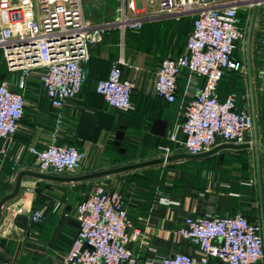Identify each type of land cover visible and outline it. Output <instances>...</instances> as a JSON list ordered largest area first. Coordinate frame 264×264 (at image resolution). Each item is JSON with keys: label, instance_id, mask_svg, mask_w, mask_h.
Instances as JSON below:
<instances>
[{"label": "crops", "instance_id": "obj_1", "mask_svg": "<svg viewBox=\"0 0 264 264\" xmlns=\"http://www.w3.org/2000/svg\"><path fill=\"white\" fill-rule=\"evenodd\" d=\"M88 1L92 11L95 4L103 6L100 11L106 10L101 0ZM138 4L141 17L152 16L144 22L145 37L139 42L116 29L91 46L89 82L75 100L60 110L65 116L61 143L74 146L85 156L80 173L60 177L160 159L165 162L75 183L25 176L20 193L5 205L0 219V264H61L78 230L75 209L99 184L120 192L134 228L141 233L143 239L130 246L136 264H160L161 257L175 253L196 255L197 248L182 242L178 235L188 216L215 218L242 213L261 226L264 244V0L242 10L244 37L237 43V57L234 54L242 69H226L218 87L220 101L234 94L237 108L253 116L254 127L244 148L220 142L201 158L174 161L167 158L187 153L170 144L168 137L183 121L185 107L195 90L186 93L188 74L183 71L177 101L169 104L155 96L154 84L161 62L185 53L192 23L190 18L159 16L157 9L145 1ZM120 58L138 68L123 67V79L134 85V109L129 112L111 109L96 92L97 82L108 77ZM34 81L37 82L35 75L29 84ZM35 89L32 98L36 102L27 101L45 110L41 107L38 113L26 112L15 136L17 148L44 149L55 124L57 111L50 106L43 89ZM14 91L19 89L15 87ZM28 91L31 92L29 85L25 96ZM159 146H171L175 153L165 157L158 151ZM23 155L16 172L7 163L0 166V200L13 192L20 172H40L35 158L27 152ZM36 211H42L43 219L33 224L30 217ZM208 264L223 263L210 259Z\"/></svg>", "mask_w": 264, "mask_h": 264}, {"label": "built area", "instance_id": "obj_2", "mask_svg": "<svg viewBox=\"0 0 264 264\" xmlns=\"http://www.w3.org/2000/svg\"><path fill=\"white\" fill-rule=\"evenodd\" d=\"M139 1L155 7L159 16L190 18L192 23L185 53L164 59L156 73L154 94L169 104L177 101L184 70L188 74L186 93L195 90L183 121L168 137L170 144L190 155L204 154L220 142L245 144L254 127L253 116L237 108L234 94L220 101L218 87L226 69H242L234 59L237 43L244 37L240 12L262 0H119L118 19L99 24L86 20L85 0H0V55L8 71L17 75L16 81L0 82V166L8 163L16 172L27 152L42 173L60 176L83 170L84 153L61 143L65 116L60 110L78 97L89 79L90 47L112 30L140 32L145 20L151 19V15L140 16ZM123 67L138 71L120 58L108 77L97 82L96 92L111 109L129 112L134 109V85L123 79ZM32 75L57 111L41 150L17 148L15 142L28 106L25 93ZM172 149L158 147L165 157L175 153ZM30 218L33 224L39 223L43 213L36 211ZM74 218L78 230L61 264H136L130 246L143 238L119 191L96 185L77 205ZM178 235L198 253L161 257L160 264H208L210 259L223 264H259L264 260L261 226L242 213L215 218L188 216Z\"/></svg>", "mask_w": 264, "mask_h": 264}, {"label": "water", "instance_id": "obj_3", "mask_svg": "<svg viewBox=\"0 0 264 264\" xmlns=\"http://www.w3.org/2000/svg\"><path fill=\"white\" fill-rule=\"evenodd\" d=\"M229 147L244 148L243 145H233V144ZM204 155H206V154L205 153L200 154V155L181 154V155H177V156H171V157L167 158V161H174V160L182 159V158L198 159V158L203 157ZM165 160L166 159L154 160V161L145 162V163H141V164H134V165L125 166V167H119V168H113V169H109V170L98 171V172H95L92 174H85V175L77 176V177H60V176L50 175V174H46V173H42V172L22 171L17 176V180H16V184H15V188H14L13 192L4 196L0 200V219H1L5 205L8 202H10L11 200L15 199L18 196V194L20 193L22 180L25 176L40 178V179H46V180H51V181H56V182H70V183L71 182H74V183L75 182H84V181H90V180H95V179H99V178H104V177H107L110 175L119 174V173H123L126 171L135 170V169H138L141 167H146V166H149L152 164L165 162Z\"/></svg>", "mask_w": 264, "mask_h": 264}, {"label": "rangeland", "instance_id": "obj_4", "mask_svg": "<svg viewBox=\"0 0 264 264\" xmlns=\"http://www.w3.org/2000/svg\"><path fill=\"white\" fill-rule=\"evenodd\" d=\"M87 1L88 0H85V2H84L85 15H86V18L89 19V20H91L92 22L93 21H95V22L96 21L97 22L98 21L105 22V21L112 20V19L113 20H117L118 19L117 9L119 8V0H101V2H104V8H106V10H104V12L100 11L101 10L100 8L103 7L100 4H97V5L95 4V10L92 11L91 10L92 8H90L91 5L90 6L87 5V3L89 2V1L88 2ZM235 57H237L236 54H235ZM1 66H3L4 69H0V80H2V78L3 79L6 78V79H11V80L16 81L17 75L14 74V76H13V74H11L8 71L6 62H5V60L2 59V57L0 55V68H1ZM5 73H6V75L4 77V74ZM32 76H34V75H32ZM32 76H31V78H32ZM35 77H36V75H35ZM34 82L35 83H30L29 84V86L31 87V92H29V91L27 92L28 94L30 93L31 95L29 96L28 94H26L27 95L26 96L27 97V100L29 99L32 102H36V100H35L36 98L35 99L34 98L33 99H30V98H32L36 94V89L35 88H37V89L41 88V86H40V84L38 82H36V81H34ZM30 104L32 105V103H30ZM41 107H42L41 105L38 106L37 108L34 105H32V106H29L28 105L27 106V112L28 113H30V112L31 113L32 112L33 113H35V112L38 113V110L39 109L42 110ZM42 125H44V123H42ZM43 132H45V131L42 130V133ZM37 136H41V135L39 134ZM42 139H44V138H42ZM1 145L2 144L0 143V147H1ZM8 165H10V164H8ZM12 172H14V171H12Z\"/></svg>", "mask_w": 264, "mask_h": 264}, {"label": "trees", "instance_id": "obj_5", "mask_svg": "<svg viewBox=\"0 0 264 264\" xmlns=\"http://www.w3.org/2000/svg\"><path fill=\"white\" fill-rule=\"evenodd\" d=\"M239 16L241 17V21H243L242 19V17H243V15H242V12L239 14ZM131 35V37H134L135 39H138L139 40V42H141V40L143 39V37H145V29L144 28H142V30H141V32H140V34H138V35H136V34H134L133 32H127V35H129V34ZM129 35V36H130ZM185 71V70H184ZM187 72V71H186ZM4 76H5V74H4ZM182 76V75H181ZM181 78V77H180ZM180 78H179V81H180ZM87 82H89V79H88V81ZM86 85V84H85ZM84 88V87H83ZM26 99H27V97H26ZM31 99V98H30ZM33 99V98H32ZM42 108H44V107H42ZM44 110H45V108H44ZM26 112H27V107L25 108V114H26ZM24 118H25V116H24ZM23 118V119H24ZM23 121V120H22ZM11 166V165H10Z\"/></svg>", "mask_w": 264, "mask_h": 264}]
</instances>
